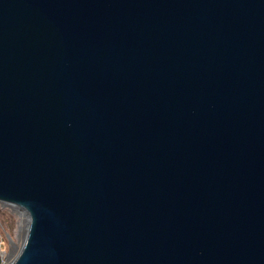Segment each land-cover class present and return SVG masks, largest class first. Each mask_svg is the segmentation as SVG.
<instances>
[{"label":"water","instance_id":"95a60500","mask_svg":"<svg viewBox=\"0 0 264 264\" xmlns=\"http://www.w3.org/2000/svg\"><path fill=\"white\" fill-rule=\"evenodd\" d=\"M9 264H264V0H0Z\"/></svg>","mask_w":264,"mask_h":264},{"label":"rangeland","instance_id":"374dc122","mask_svg":"<svg viewBox=\"0 0 264 264\" xmlns=\"http://www.w3.org/2000/svg\"><path fill=\"white\" fill-rule=\"evenodd\" d=\"M22 218L23 217L18 210L0 202V223L3 226L4 230L9 233L11 239L19 246L23 241L26 231L24 226H22L21 230H19L20 222H22ZM1 225H0V230H2ZM3 235L5 242H7V237L5 236L4 233ZM17 245L15 246L16 247L15 251H18L19 246Z\"/></svg>","mask_w":264,"mask_h":264},{"label":"built area","instance_id":"2783aa9c","mask_svg":"<svg viewBox=\"0 0 264 264\" xmlns=\"http://www.w3.org/2000/svg\"><path fill=\"white\" fill-rule=\"evenodd\" d=\"M14 208V207H13ZM16 209V208H15ZM18 210V209H16ZM22 213L20 210H18ZM1 225V223H0ZM2 230H0V264H9L12 260L13 253H15V244L12 242L11 236L7 231L4 230L3 226L1 225ZM7 237V242L4 240V235ZM6 244V246H5ZM12 256V257H11Z\"/></svg>","mask_w":264,"mask_h":264},{"label":"bare ground","instance_id":"6f19581e","mask_svg":"<svg viewBox=\"0 0 264 264\" xmlns=\"http://www.w3.org/2000/svg\"><path fill=\"white\" fill-rule=\"evenodd\" d=\"M20 214L22 215L23 218H22V222H20V229H19V230H21L22 226H24V228L26 229V223H27L26 214H24V213H20ZM23 222H24V223H23ZM19 230H18V231H19ZM25 233H26V231H25ZM15 248H16V247H15ZM16 252H17V251H16ZM15 254H16V253L13 254V257L15 256ZM11 257H12V256H11ZM13 257H12V258H13Z\"/></svg>","mask_w":264,"mask_h":264}]
</instances>
